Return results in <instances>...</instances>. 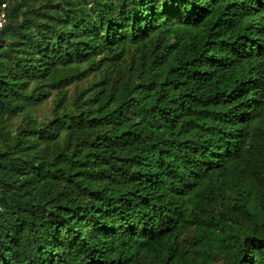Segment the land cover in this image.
<instances>
[{
	"label": "trees",
	"instance_id": "obj_1",
	"mask_svg": "<svg viewBox=\"0 0 264 264\" xmlns=\"http://www.w3.org/2000/svg\"><path fill=\"white\" fill-rule=\"evenodd\" d=\"M6 11L0 264H264V0Z\"/></svg>",
	"mask_w": 264,
	"mask_h": 264
},
{
	"label": "built area",
	"instance_id": "obj_2",
	"mask_svg": "<svg viewBox=\"0 0 264 264\" xmlns=\"http://www.w3.org/2000/svg\"><path fill=\"white\" fill-rule=\"evenodd\" d=\"M7 0L3 1L0 4V30L3 28V26L5 25L6 21H7ZM2 210V206L0 203V211Z\"/></svg>",
	"mask_w": 264,
	"mask_h": 264
},
{
	"label": "rangeland",
	"instance_id": "obj_3",
	"mask_svg": "<svg viewBox=\"0 0 264 264\" xmlns=\"http://www.w3.org/2000/svg\"><path fill=\"white\" fill-rule=\"evenodd\" d=\"M50 106H51V101H46L42 104L39 105V107L35 110V113H37L40 116H45L50 113Z\"/></svg>",
	"mask_w": 264,
	"mask_h": 264
}]
</instances>
